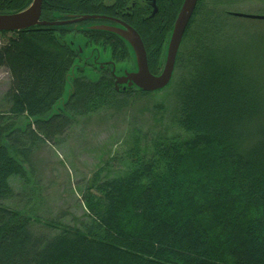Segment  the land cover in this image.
<instances>
[{
	"label": "trees",
	"instance_id": "16d2710c",
	"mask_svg": "<svg viewBox=\"0 0 264 264\" xmlns=\"http://www.w3.org/2000/svg\"><path fill=\"white\" fill-rule=\"evenodd\" d=\"M31 1L0 0V12ZM182 1L159 0L168 7L154 14L138 3L118 15L101 0H42L41 19L50 23L0 31L7 38L0 67L12 76L0 102V264H264V76L248 45L226 31L228 17L208 8L196 18L201 0L175 61L182 132L143 142L134 135L83 187L79 224L40 220L6 203L20 197L10 179L24 175L21 160L30 164L37 147L56 143L77 117L125 111L150 93L117 88L108 68L96 78L72 76L59 105L81 54L62 34L102 40L125 59L130 45L106 22L129 23L156 72ZM37 222L56 232L37 231Z\"/></svg>",
	"mask_w": 264,
	"mask_h": 264
},
{
	"label": "rangeland",
	"instance_id": "374dc122",
	"mask_svg": "<svg viewBox=\"0 0 264 264\" xmlns=\"http://www.w3.org/2000/svg\"><path fill=\"white\" fill-rule=\"evenodd\" d=\"M115 1V0H113ZM128 4H145L146 0H126ZM159 4V3H158ZM159 5H163L160 4ZM138 6V5H137ZM167 6V3L165 4ZM199 19L208 8L224 14L226 31H233L237 40L244 41L257 63V75L264 76V19L234 16L231 12L264 14V0H201ZM191 26L190 28H193ZM9 36V35H7ZM6 36V37H7ZM61 41L77 47L79 52L72 70L67 76L66 92L59 105L67 97L72 76L82 73L96 78L100 73L113 69L119 75L125 70L137 69L136 55L128 53L125 59L112 56L111 46L102 40H87L80 33L62 34ZM7 40L0 34V43ZM169 41V39H168ZM165 45L164 53L168 42ZM111 61V62H109ZM108 62V63H106ZM154 73H160L164 63ZM10 71L0 67V102L12 82ZM178 75L175 70L171 81L163 89L153 90L148 95L137 96L132 106L125 111H100L85 117H77L56 143L45 142L32 154L30 164L21 160L23 176H13L10 181L19 198L6 203L18 208L21 213L30 214L40 220H62L68 224H79L86 216L81 200L83 187L94 171L112 157L122 155L137 133L141 142L159 134L177 135L182 132L177 113ZM22 117L20 124L25 122ZM28 119V118H27ZM117 162V160H116ZM38 231L46 228L34 223ZM50 230L47 229L46 232ZM51 233L56 230H51Z\"/></svg>",
	"mask_w": 264,
	"mask_h": 264
},
{
	"label": "water",
	"instance_id": "95a60500",
	"mask_svg": "<svg viewBox=\"0 0 264 264\" xmlns=\"http://www.w3.org/2000/svg\"><path fill=\"white\" fill-rule=\"evenodd\" d=\"M197 3L198 0H183L181 9L171 29L172 32L166 49L164 66L160 73L151 72L148 65V54H146L145 43H143L141 34L131 24L122 22L123 25L118 26L106 25L107 28L119 33L127 44L130 45L131 52L133 51L136 55L137 69L125 70L123 74L119 75L113 73L117 88L120 84H125L129 87L136 85L140 89L153 92V90L166 87L173 77L178 50ZM42 4V0H32L28 7L24 9L17 10L16 12H0V31H18L33 25L50 23L41 19ZM154 10V12H157V9ZM231 14L237 17L264 19V14H248L241 11L231 12ZM51 23L58 24L62 22L51 21ZM115 69V66H113L112 71L115 72Z\"/></svg>",
	"mask_w": 264,
	"mask_h": 264
},
{
	"label": "flooded vegetation",
	"instance_id": "af4514ba",
	"mask_svg": "<svg viewBox=\"0 0 264 264\" xmlns=\"http://www.w3.org/2000/svg\"><path fill=\"white\" fill-rule=\"evenodd\" d=\"M103 3H108V4H111V5H114L115 9L114 11L117 13L120 12L121 15H128V14H131L132 13V10L134 9V7H136L138 4H136L135 2H133L132 4H128L127 2H125L126 0H101ZM147 2H145V4H142L143 7L140 8L142 10H144L145 12H147L148 14H154V13H158L159 12V0H146ZM183 2V1H182ZM107 4V5H108ZM182 5V4H181ZM163 6L164 8L168 7V4L167 6H165V2L163 3ZM181 7V6H180ZM154 9H157V12H154L155 10ZM181 9V8H180ZM180 11V10H179ZM178 11V12H179ZM117 13V14H118ZM104 15L108 14V13H103ZM116 14V16H117ZM178 14V13H177ZM113 16H115L113 13H112ZM119 15V14H118ZM177 16V15H176ZM123 19V18H122ZM109 21V20H107ZM107 24L111 25V26H118V25H123V24H114V23H109V22H106Z\"/></svg>",
	"mask_w": 264,
	"mask_h": 264
}]
</instances>
